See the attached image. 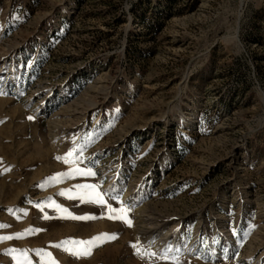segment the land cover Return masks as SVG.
Returning <instances> with one entry per match:
<instances>
[{
	"label": "rangeland",
	"instance_id": "1",
	"mask_svg": "<svg viewBox=\"0 0 264 264\" xmlns=\"http://www.w3.org/2000/svg\"><path fill=\"white\" fill-rule=\"evenodd\" d=\"M85 183L132 225L49 207L99 217ZM0 225V264H264V0H0Z\"/></svg>",
	"mask_w": 264,
	"mask_h": 264
},
{
	"label": "snow or ice",
	"instance_id": "2",
	"mask_svg": "<svg viewBox=\"0 0 264 264\" xmlns=\"http://www.w3.org/2000/svg\"><path fill=\"white\" fill-rule=\"evenodd\" d=\"M29 119H32V117H29ZM76 152V149H72L69 151V153L64 156L63 158L57 157V159H63L65 163H72L73 165H76L79 163L78 158H74L73 154ZM96 173L90 168H80L74 166L70 171L65 172V173H58L56 174L55 177L49 178L51 180H56L59 177L63 178H68L71 176H85V177H94ZM43 186V185H41ZM76 189H84L87 190L84 194L79 195V199L82 202H87V203H92L95 205L100 206L102 209H105L106 211H102L99 217L93 216V215H83V216H75L71 212L68 211V209L63 208L59 204H55L53 201L52 204L49 205V207L54 206L58 211L66 213L67 217L66 218H71L73 220H80V221H88V220H93V219H98V218H107L109 220H119L125 222L128 226L132 225V220L129 218L128 213L131 211L130 207H125V202L121 200V193L119 192H102L99 189L101 188V185L99 183H85V184H77L74 186ZM70 190H62L59 195L65 196L68 195V192ZM113 201L117 206H113L112 203L108 202V199ZM69 199H73L76 197H73L72 195H68ZM37 208H42V205L37 203L36 204ZM11 211V210H9ZM45 219H48L46 215L44 216ZM0 227H5V225H0ZM40 229H35V228H30L25 230V232H38ZM24 235V233H16L14 235H8V236H0V241L3 240H10L13 238H21ZM115 234H109V233H101L98 234L97 236L93 237L92 239L88 241H63L60 243L56 244H51L50 247H58L62 248L65 251H69L74 255L81 256V255H90L91 254V249L94 246H97V242H106L108 240H114L116 239ZM76 245L79 247H68L67 245L69 244ZM151 243V242H150ZM131 247L136 250L137 255H155V253L152 252H147L145 253L143 249H141L138 246L137 243L131 244ZM12 252H21L22 255L25 256L27 259V250H11ZM37 257L40 261V264H58V261L55 260L53 257L52 253L45 250V249H37L35 250ZM172 249L171 247L166 248L162 256L164 259H168L170 256ZM174 261H176V264H179L178 258L177 257H172ZM18 264L20 262L18 261ZM28 264H32L31 261H28Z\"/></svg>",
	"mask_w": 264,
	"mask_h": 264
},
{
	"label": "bare ground",
	"instance_id": "3",
	"mask_svg": "<svg viewBox=\"0 0 264 264\" xmlns=\"http://www.w3.org/2000/svg\"><path fill=\"white\" fill-rule=\"evenodd\" d=\"M156 220L158 221L151 222L144 227L147 238L151 237L153 234L162 233V238L157 244L164 245L165 243H169L170 245H173L177 239V231L175 228L164 227L165 224L170 222V219L161 215L156 218Z\"/></svg>",
	"mask_w": 264,
	"mask_h": 264
}]
</instances>
